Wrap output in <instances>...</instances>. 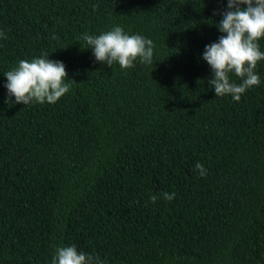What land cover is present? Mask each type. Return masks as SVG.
<instances>
[{
	"label": "trees",
	"instance_id": "trees-1",
	"mask_svg": "<svg viewBox=\"0 0 264 264\" xmlns=\"http://www.w3.org/2000/svg\"><path fill=\"white\" fill-rule=\"evenodd\" d=\"M224 11L227 0H0V264H51L72 245L103 264H264V60L238 102L215 96L201 57ZM115 26L151 39L153 64L97 62L82 36ZM42 53L63 62L70 91L6 104L3 73Z\"/></svg>",
	"mask_w": 264,
	"mask_h": 264
},
{
	"label": "clouds",
	"instance_id": "clouds-1",
	"mask_svg": "<svg viewBox=\"0 0 264 264\" xmlns=\"http://www.w3.org/2000/svg\"><path fill=\"white\" fill-rule=\"evenodd\" d=\"M222 17L216 26L224 35L218 42L206 45L201 58L212 69L208 84L215 96L230 94L238 102L246 90L261 82L255 69L257 62L264 60L258 43L264 38V0H227V11ZM0 38H6V33L0 31ZM82 39L89 46L87 49L92 50L95 60L109 67L117 62L121 69L132 68L138 58L141 63L153 64V41L139 34L128 35L120 26L98 36L84 34ZM48 54L42 53L31 61L20 60L16 67L3 73L7 79L6 104L12 103V97L15 103L23 105L32 102L54 104L70 91V85L65 82L68 79L65 65L48 59ZM230 73L241 78V83L230 82ZM195 168L201 176L206 175L207 170L199 162ZM174 197V192L163 193L167 201ZM157 199L156 195L150 197L152 203ZM51 264H103V261L78 252L72 245L57 248Z\"/></svg>",
	"mask_w": 264,
	"mask_h": 264
}]
</instances>
